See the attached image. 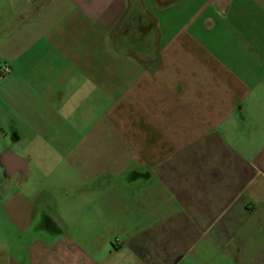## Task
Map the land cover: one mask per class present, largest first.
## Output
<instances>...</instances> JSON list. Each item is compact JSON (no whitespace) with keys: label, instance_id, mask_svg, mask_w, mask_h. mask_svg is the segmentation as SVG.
<instances>
[{"label":"crops","instance_id":"obj_1","mask_svg":"<svg viewBox=\"0 0 264 264\" xmlns=\"http://www.w3.org/2000/svg\"><path fill=\"white\" fill-rule=\"evenodd\" d=\"M3 65L0 264H264V0H0Z\"/></svg>","mask_w":264,"mask_h":264},{"label":"rangeland","instance_id":"obj_2","mask_svg":"<svg viewBox=\"0 0 264 264\" xmlns=\"http://www.w3.org/2000/svg\"><path fill=\"white\" fill-rule=\"evenodd\" d=\"M9 133H10V130H9ZM10 136H11V134L9 135L8 134V139L6 140L5 138H4V136H0V146H3V144L4 145H6L7 147H10L12 144H11V140H10ZM23 137H25V136H23ZM4 139H5V141H4ZM4 142V143H3ZM77 235H78V233L77 232H71L70 233V236H71V239L72 240H74L73 238H77ZM188 256H191V255H188ZM215 258H218V259H220L219 260V262H216L215 264H227L226 263V261L225 260H223L224 258H223V256L222 255H220V254H215ZM189 259H190V257H189ZM181 264H193L192 263V261H189L188 259L187 260H185V262H182Z\"/></svg>","mask_w":264,"mask_h":264},{"label":"built area","instance_id":"obj_3","mask_svg":"<svg viewBox=\"0 0 264 264\" xmlns=\"http://www.w3.org/2000/svg\"><path fill=\"white\" fill-rule=\"evenodd\" d=\"M9 71V68L6 65L0 66V72L6 73Z\"/></svg>","mask_w":264,"mask_h":264}]
</instances>
